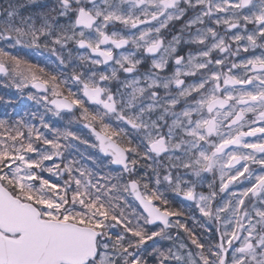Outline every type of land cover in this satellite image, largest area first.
Segmentation results:
<instances>
[{
	"label": "snow or ice",
	"instance_id": "1",
	"mask_svg": "<svg viewBox=\"0 0 264 264\" xmlns=\"http://www.w3.org/2000/svg\"><path fill=\"white\" fill-rule=\"evenodd\" d=\"M0 85V264H264V0H6Z\"/></svg>",
	"mask_w": 264,
	"mask_h": 264
},
{
	"label": "flooded vegetation",
	"instance_id": "2",
	"mask_svg": "<svg viewBox=\"0 0 264 264\" xmlns=\"http://www.w3.org/2000/svg\"><path fill=\"white\" fill-rule=\"evenodd\" d=\"M40 2H43V0H40ZM6 3V0H0V4H5ZM170 38V37H169ZM20 54L21 55H24V56H30V57H36L37 56V53L34 51V50H28V49H21L20 50ZM15 90L14 89H7V88H4L2 85H0V97H4L5 99H7L8 97H12L15 99V94H14ZM17 105H19V111H20V114L23 115L24 114V111L26 108H31L34 110V105L31 101H28L26 98L23 99V100H20V99H17L16 100V104L10 106L8 108V111L9 112H15L17 110ZM4 110V106L2 103H0V112H2ZM86 131V130H85ZM81 148L82 151H84L85 153H88L90 150L86 148V146H79ZM188 224L190 227L193 226V222L191 220L188 221ZM197 232H201L202 229H200L198 226H196V229H195ZM183 235V233H182ZM152 243L153 242H149L148 245H146V247H149V250L151 249L152 247ZM164 243H167V242H164ZM152 258L150 257L149 260H151Z\"/></svg>",
	"mask_w": 264,
	"mask_h": 264
},
{
	"label": "rangeland",
	"instance_id": "3",
	"mask_svg": "<svg viewBox=\"0 0 264 264\" xmlns=\"http://www.w3.org/2000/svg\"><path fill=\"white\" fill-rule=\"evenodd\" d=\"M148 249H149V247H147ZM149 259H150V257H149Z\"/></svg>",
	"mask_w": 264,
	"mask_h": 264
}]
</instances>
